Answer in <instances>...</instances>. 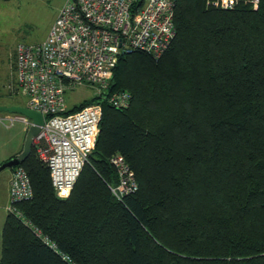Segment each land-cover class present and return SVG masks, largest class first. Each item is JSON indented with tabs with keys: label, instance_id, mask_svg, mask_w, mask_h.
<instances>
[{
	"label": "trees",
	"instance_id": "1",
	"mask_svg": "<svg viewBox=\"0 0 264 264\" xmlns=\"http://www.w3.org/2000/svg\"><path fill=\"white\" fill-rule=\"evenodd\" d=\"M174 1L163 55L119 59L109 90L131 103H103L70 196L34 148L20 164L33 197L7 213L0 264H264V0ZM116 154L139 185L121 200Z\"/></svg>",
	"mask_w": 264,
	"mask_h": 264
},
{
	"label": "built area",
	"instance_id": "2",
	"mask_svg": "<svg viewBox=\"0 0 264 264\" xmlns=\"http://www.w3.org/2000/svg\"><path fill=\"white\" fill-rule=\"evenodd\" d=\"M211 5L232 9L238 0H209ZM259 0H252L254 5ZM174 0H67L46 37L37 44H18L13 55L14 87L26 97V107L44 117L33 140L37 156L51 174L59 198L70 196L82 169L95 148L103 103L127 108L131 92H110L121 56L143 52L158 60L175 37ZM95 86V101L67 112L64 94L68 87ZM13 87V85H11ZM31 120L21 114L0 117V122ZM118 182L110 187L121 200L138 190L135 174L124 156L111 158ZM33 187L26 169L17 165L9 181L8 213L21 216L16 204L30 200ZM47 244L39 228L25 222Z\"/></svg>",
	"mask_w": 264,
	"mask_h": 264
},
{
	"label": "rangeland",
	"instance_id": "3",
	"mask_svg": "<svg viewBox=\"0 0 264 264\" xmlns=\"http://www.w3.org/2000/svg\"><path fill=\"white\" fill-rule=\"evenodd\" d=\"M67 0H0V105L26 106V97L12 93L14 86L13 55L18 44H37L44 41ZM208 4V3H207ZM96 95L95 86L89 84L68 87L64 94L67 112L75 106L89 102ZM14 113L0 112V117ZM0 122V165L21 147L24 133L22 123ZM10 169L0 172V191L8 181Z\"/></svg>",
	"mask_w": 264,
	"mask_h": 264
},
{
	"label": "water",
	"instance_id": "4",
	"mask_svg": "<svg viewBox=\"0 0 264 264\" xmlns=\"http://www.w3.org/2000/svg\"><path fill=\"white\" fill-rule=\"evenodd\" d=\"M0 112L21 114L31 120V125L27 129L22 150L0 165L1 172L4 169L12 170L15 166L20 165L29 157L33 150V140L41 130V126L44 123V117L41 113L20 105H0Z\"/></svg>",
	"mask_w": 264,
	"mask_h": 264
},
{
	"label": "crops",
	"instance_id": "5",
	"mask_svg": "<svg viewBox=\"0 0 264 264\" xmlns=\"http://www.w3.org/2000/svg\"><path fill=\"white\" fill-rule=\"evenodd\" d=\"M21 123L23 125L22 132L24 133V135H23V138H22V141H21V147H20L19 151L15 153V155L22 150L23 143H24V140H25V135H26V132H27V129H28L26 124H24L23 122H21ZM15 155L10 156V158L15 156ZM11 174H12V170L10 171L8 181H6V184H3L2 190L0 191V256H1V234H2V228H3V225H4L5 218L7 216V213H8L7 207L9 205V181H10V178H11Z\"/></svg>",
	"mask_w": 264,
	"mask_h": 264
}]
</instances>
